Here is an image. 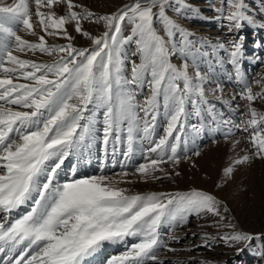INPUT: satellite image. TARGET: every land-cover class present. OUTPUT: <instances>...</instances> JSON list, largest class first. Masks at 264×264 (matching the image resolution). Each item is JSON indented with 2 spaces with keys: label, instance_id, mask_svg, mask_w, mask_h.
<instances>
[{
  "label": "snow or ice",
  "instance_id": "obj_1",
  "mask_svg": "<svg viewBox=\"0 0 264 264\" xmlns=\"http://www.w3.org/2000/svg\"><path fill=\"white\" fill-rule=\"evenodd\" d=\"M32 2L35 21L31 19L29 0L0 6V71L4 74L0 78V264H86L106 244L127 245L129 237L136 242L127 246L123 255L108 259L107 264H164L158 252L162 248L175 249L161 240L162 226L183 227L190 216L203 218L210 214L218 218L210 227L218 231L235 229L230 221L224 223L222 202L212 194L193 190L184 195H129L118 185L132 182L123 179L130 174L123 169L137 151V141L149 144L144 150L147 162L139 164L134 173L144 182L168 178L161 165L180 162L178 148L182 140L184 156L188 158L187 121L193 114L202 116L205 106L209 114L215 107L206 99L204 86L210 77L201 71L200 64L215 55L217 49L225 51L237 82H243L244 37L227 44L217 41L211 52L201 51L190 38L193 34L166 14L171 0H134L119 12L102 16L72 0ZM177 3L178 15L184 9H188L183 12L185 18L189 12L199 14L185 0ZM225 3L229 9L226 16ZM59 4L66 5L63 16H57L54 10ZM76 7L81 11H75ZM45 8L47 11L42 10ZM215 10L219 13L216 19L228 22L225 26L229 32L240 30L245 22L254 23L244 11L243 0H221V7ZM83 21L102 23L105 31L93 37L83 29ZM157 22L163 25V36L155 27ZM68 24L77 34L90 39L93 47H74V37L65 27ZM126 26L131 28L127 36L123 34ZM36 27L45 35H39ZM18 31L37 36L38 42L22 38ZM45 36H57L69 43L49 47ZM133 46L135 51L129 56ZM28 52L54 59L51 63H37L14 54ZM173 56L181 58L179 67L171 62ZM190 67L193 74L188 71ZM19 79L26 82H14ZM145 89L148 94L141 101L139 96ZM217 90L222 91L219 84L213 92ZM241 98L249 102L251 118L241 122L245 125L242 129L240 124L234 126L244 132L253 130L249 141L252 152L237 156L223 169L225 183L238 166L249 164L253 157L264 159V115L251 106L256 99H264V90L253 94L245 84ZM89 105L103 109L104 156L111 145L113 167L117 153L124 157L119 162L122 170L113 176L104 174L108 165L101 160V174L77 178L79 164L91 156L89 149L98 138L95 113L84 115ZM161 115L166 120L164 134L156 139ZM189 127L199 134L205 126L201 122L199 127ZM238 143L233 142V150ZM149 154L155 155L149 159ZM192 155L199 156L200 151ZM69 157H75L76 163L69 178L60 182L62 166ZM158 172L163 177L156 175ZM28 204V212L19 218L11 217L14 210ZM227 211L223 208L224 213ZM260 238L259 234L235 230L217 237L205 233L201 237L204 242L195 247L210 249L219 240L225 247H248ZM173 239L178 242V238ZM243 250L237 248V255ZM259 255L264 257V252Z\"/></svg>",
  "mask_w": 264,
  "mask_h": 264
},
{
  "label": "rangeland",
  "instance_id": "obj_2",
  "mask_svg": "<svg viewBox=\"0 0 264 264\" xmlns=\"http://www.w3.org/2000/svg\"><path fill=\"white\" fill-rule=\"evenodd\" d=\"M72 2L78 6L82 5L96 16H102L117 13L125 6L131 5L134 0H72ZM13 3L14 0H2L0 6H8ZM185 3L198 9L199 14L194 15L189 12L185 18L183 12H187L188 9H184L178 15L175 11L180 7L177 0H171L170 6L166 8V14L174 19L177 24L193 34L190 38L196 43L197 47L201 48V51L207 50L211 52L212 48L216 46L217 41H223L227 44L231 39H239L241 36L244 37V59L241 69L243 82H237L236 74L231 64L228 63V54L225 51L217 49L215 55L204 58L200 64V68L202 72H208L210 77L209 82L204 86L206 99L210 105H214L215 107L212 109L211 114H209L208 108L205 106L202 116L198 117L193 114L187 121L186 128L188 135L186 138L188 141V158L184 156V143L182 140L178 148L180 162L178 164L166 163L161 165L169 174L168 178L144 182L134 173L139 164L147 162L144 159V150L149 147V144L147 141H137V151L128 162V168L123 169L130 173L123 179L125 180L127 178L126 181L132 182L120 183L118 187L126 189L129 195H133V193L184 195L193 190H197L212 194L222 202V215L226 217L224 223L230 221L235 225V229L225 227L218 231L215 227H210L209 225L218 219L210 214L205 215L203 218H198L194 215L190 216L189 222L183 227L170 228L167 225L162 226L159 230L161 240L167 247L175 249V251H168L167 248H162L158 252V259L162 260L164 264H200V261L210 262V264H264V257L259 255L260 252H264V159L253 157L249 164L238 166L232 179L227 183L222 180L223 169L232 159H235L237 156L242 157L245 154L250 155L252 152V145L249 141L251 139L250 133L253 130L249 128L248 132H244L237 129L234 125L240 124L242 129L245 125L241 122L251 118L250 114H248L249 102L241 98L245 84L252 88L253 94L264 90V0H243L244 11L253 19L254 23L249 24L245 22L240 30H233L232 32H229L225 26L228 23L226 20L221 21L216 19L219 13L215 9L221 7V0H185ZM29 4L32 12L31 19L35 21L37 19L35 17V4L32 0H29ZM42 10L47 11L46 8ZM54 10L57 16H63L66 11V5H56ZM74 10L80 12L81 8L76 7ZM153 11H156V9ZM228 11V5L225 3V16L228 14ZM65 27L68 33L74 37L71 42L74 47L81 49L93 47L91 40L77 34L72 24L65 25ZM82 27L93 37L99 36L105 31L102 23L96 24L83 21ZM155 27L158 33L163 36V25L157 22ZM36 31L39 35H45L44 32L40 31L39 27H36ZM50 31L53 30L50 29ZM130 31V26H126L123 34L127 36L130 34ZM17 34L30 42H38L37 36L28 35L24 31H18ZM45 39L49 47L64 46L69 43L67 40L57 36H45ZM176 40L177 42L179 41V34H177ZM133 51H135L134 46L129 50V56H131V52ZM14 54L20 56L21 59H28L37 63H51L54 59L53 57L42 55L39 52L35 54L31 52ZM131 58L136 59L137 63L139 62L136 57ZM171 62L179 67L182 60L179 56H173ZM188 71L190 74H193L191 67ZM3 76L4 74L0 71V78H3ZM258 81L259 83H257ZM14 82L25 83L26 81L19 79L14 80ZM216 84L221 86L222 91L217 90L213 92ZM147 94V89H145L144 93L139 96V99L143 101L144 96ZM251 106L255 108L258 114L264 115V99H256L252 102ZM13 107L15 108L16 106ZM187 107L190 112L193 111L191 105ZM16 110L24 109L17 108ZM93 112L95 113L93 119L95 121L96 136L98 138L93 143L91 149H89L93 158L88 157V159L86 158L82 162V167H85L80 169L82 172L87 171L89 165L92 167L91 161L96 156L98 160H105L102 149V130L104 127L103 109L89 105V110L85 111L84 115L85 117H89L92 116ZM140 115L143 116V113ZM225 121L230 123H224ZM84 122L82 121L81 123ZM157 122L159 127L154 137L156 139L164 134L166 120L161 115L158 117ZM201 122L205 126L204 130L196 134L189 126L199 127ZM234 141H239L235 150H233ZM117 147L120 146L118 145ZM196 150L200 151L199 156L192 155V152ZM153 155L155 154H149V159ZM107 157L110 162L113 161L111 154H108ZM115 159L120 162L124 160V157L117 153ZM93 162V170H89L90 172L82 175L77 173V178L101 174L95 171V169L98 170L97 165H100L101 162ZM75 163V157H69L65 161L62 168L67 176L60 178L62 176L61 171L59 175L60 182H64L69 178L72 165ZM107 168V175L109 176H113L115 174L114 172L119 173L122 170L112 165H108ZM177 172L179 175H176ZM156 175L163 177V173L158 172ZM196 177L200 178L202 185L196 183ZM217 184H221L222 186L218 188ZM28 207L25 205L14 210L11 214L12 218H19L24 212H28L30 210V204H28ZM225 207L228 209L226 213L223 212V208ZM24 208H27V210L25 211ZM234 230L253 235L259 234L261 238L259 240H253L248 247H245L244 244H238L235 247H225L224 241L222 240L217 241L210 249L195 247L204 242L201 237L205 233L211 237H217ZM173 238H178V242ZM135 242V238H128L127 245L124 244L122 247L123 244L120 243V247L117 249L116 247L119 244H106L102 251L93 258L98 259L106 252L111 253V256L107 255L106 259L101 263L107 264L108 259L123 255L127 250V246ZM208 243L212 244V240L209 239ZM237 248H244V250L237 255ZM149 264H152V262L150 261Z\"/></svg>",
  "mask_w": 264,
  "mask_h": 264
},
{
  "label": "bare ground",
  "instance_id": "obj_3",
  "mask_svg": "<svg viewBox=\"0 0 264 264\" xmlns=\"http://www.w3.org/2000/svg\"><path fill=\"white\" fill-rule=\"evenodd\" d=\"M215 151V150H214ZM210 152V151H209ZM212 153V152H211ZM211 156V155H210ZM204 161H206V160H204ZM199 162V161H198ZM200 163V162H199ZM107 165H112V164H109V163H106ZM201 165V164H200ZM179 167V166H178ZM80 169H82V167H78L77 168V173L78 174H80V173H82V171L80 170ZM98 169V168H97ZM95 171H98V170H96L95 169ZM104 174H107V171H108V168L106 167V168H104ZM99 172V171H98ZM114 173H117V172H114ZM114 173H110V174H114ZM83 174V173H82ZM81 174V175H82ZM161 176V175H160ZM135 177V176H134ZM134 179V178H133ZM127 180V178L125 179V181ZM130 180H132L131 178H130ZM139 180V179H138ZM137 181V180H136ZM136 181H135V184H136ZM195 181H196V183H198V184H200V185H202V182H201V180H200V178H195ZM120 185V184H119ZM118 185V186H119ZM122 185V184H121ZM143 186V185H142ZM138 188V187H137ZM145 188V187H144ZM207 189V188H206ZM136 191H138V190H136ZM140 191V190H139ZM143 192V191H142ZM134 194V193H133ZM29 208V207H28ZM23 212V211H22ZM12 214V213H11ZM11 217H12V215H11ZM123 246V245H122ZM110 253H108V252H106L105 254H103L100 258H98V259H95V258H92V260H90V261H87L86 262V264H88V263H91L92 262V264H101V263H103V261L105 260V258H106V255H109ZM101 255V254H100ZM99 255V256H100ZM98 256V257H99ZM99 262V263H98Z\"/></svg>",
  "mask_w": 264,
  "mask_h": 264
}]
</instances>
